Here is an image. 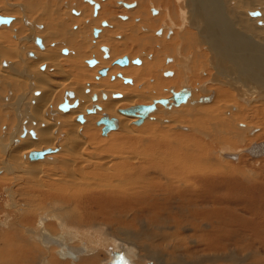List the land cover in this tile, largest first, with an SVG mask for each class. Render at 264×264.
<instances>
[{
    "label": "bare ground",
    "instance_id": "6f19581e",
    "mask_svg": "<svg viewBox=\"0 0 264 264\" xmlns=\"http://www.w3.org/2000/svg\"><path fill=\"white\" fill-rule=\"evenodd\" d=\"M18 1L0 0L2 17H13L0 23V188L8 210L0 221V264H112L115 255L98 249L97 236L140 253L127 264L231 263L234 252L208 255L215 233L224 232L230 218L241 220L231 207L240 199L215 193V186L228 187L215 180L236 173L213 164L197 137L210 133L222 161L252 156V145L264 141L251 137L264 126V0H138L133 10L119 5L132 1L115 0L119 8L102 4L97 18L93 6L81 8L85 0H61L59 11L55 0ZM120 8L128 19L114 15ZM130 41L145 53L159 46L163 62L142 50L120 59L118 49ZM103 47L110 50L105 54ZM206 65L212 82L199 76L191 83L188 74L197 77ZM183 87L190 95L179 105L156 103L143 117L124 112ZM209 103L214 106L206 108ZM174 115L188 125L176 129L189 135L175 139L172 129L138 137L141 125L170 129ZM89 195L100 196L103 205L80 213L78 201ZM211 219L220 223L217 231Z\"/></svg>",
    "mask_w": 264,
    "mask_h": 264
},
{
    "label": "rangeland",
    "instance_id": "374dc122",
    "mask_svg": "<svg viewBox=\"0 0 264 264\" xmlns=\"http://www.w3.org/2000/svg\"><path fill=\"white\" fill-rule=\"evenodd\" d=\"M60 1L61 0H57V2H56V0H55V4L56 5L52 4V5H54L53 7H55L56 11H59L60 9H62V5L63 4ZM66 1L68 3L70 2L69 0H66ZM72 1L73 2L70 3L72 5L73 4L75 5L77 3L80 4L79 2H76L75 0H72ZM128 1H132V2H137L138 3V0H128ZM109 2L113 3L115 5V7L119 8V5H117V3H115V0L114 1L113 0H105V1L100 0L99 1L100 10H101L102 4H103V6H107V4ZM16 3H21V0H19L18 2H15V4ZM45 3H47V1H45ZM89 3H92V2L89 0ZM89 3L84 2L82 5L80 4V6H81L82 9H85V4L90 5ZM58 4L60 5V7H59ZM57 6L59 7V9H58ZM104 8H107V7H104ZM121 8H123V7H121ZM121 8L116 10V12L114 13L115 16L120 15V14L121 15H125L126 12H124V10L121 9ZM63 10H62L61 13H63V12L64 13H66V12L68 13L70 11V9L68 7L63 9ZM66 10H68V11H66ZM85 12H86L87 16L90 15L89 10H85ZM252 12L256 13V11H252ZM0 16H3V15L0 14ZM5 17H9V18H11L13 20V17L10 16V15H6ZM119 21H122V20L119 19ZM104 22H106V21H104ZM118 39H121V37H118ZM105 44L106 43H103V44H100V45H105ZM110 47H112V46H110ZM38 48H39V46H38ZM150 48H152V47L150 46L149 49ZM153 48H155V49L154 50L150 49L151 51L148 50L150 53H145L146 52L145 50L139 49V47L137 46L136 43H133L132 41H130V43H128V45L126 47V50H123L125 48H119L118 49L119 51H121L119 53L120 54L122 53L121 57L120 56L119 57H120V59H122L124 57H128V56H126V54L127 55L137 54L138 50H142V54H144V57H145V54H153V53L156 52L157 54H159V57H161L160 58L161 62H163V58H164L163 56L164 55L162 54V52L159 53L160 50H161L159 48V46H157V45L155 46L154 45ZM122 50H123V52H122ZM190 53H193V51L190 52ZM89 54L90 53H87L86 55L88 56ZM123 55H125V56H123ZM203 59L206 60L205 58H203ZM135 60H140V59L135 58L134 61ZM169 64H171V63H169ZM207 67L208 66L206 65L205 67L201 68V74H200V71H198L199 74L197 75V77H193V75L188 74V76L191 78L190 79L191 83L192 82L195 83L194 80L195 81L199 80V76H200L201 82H210L211 83L212 80H213V75H212L213 72ZM173 69L178 71L180 68L178 67V65H174ZM118 78H119V76H118ZM193 85H196V84H193ZM208 88L213 89V88H215V85H213V84L209 85L208 84ZM84 94H85V92H84ZM163 94H165V92ZM215 101L218 102L217 99ZM210 104H212V103L205 104V105L207 106V105H210ZM212 106H214V105L207 106L206 108H210ZM120 115L123 116L124 114H120ZM169 117H171V118L175 117L174 120L171 119V123L172 124H170L171 125L170 129L169 128L165 129L164 127L158 126V127H156V128H158V130L156 128H155V130L152 128V131H151V128H147L148 126H146V128H145V127H143L144 125H141V127L138 126L140 129L138 127L136 128V130H138L137 131L138 137H140V138H146L147 137L148 139H150V137L153 136L152 134L155 135V133L158 136L159 135L162 136L161 135L162 133L164 135H166V134L168 135V134H173L174 133L173 137L175 139H176V137H177V139H180L181 135H183V137L186 136V135H189L187 133L182 132L179 129L178 130L176 129L177 126H179V125L188 126L186 121L184 119H182V117L176 116V115L169 116ZM180 118H181V120H180ZM183 118L187 119L186 117H183ZM177 120H178V122H177ZM150 121H148V122H150ZM148 122H147V124H148ZM159 130H161L162 132L161 131L159 132ZM148 131H149V133H148ZM172 131H173V133H172ZM188 133H190V132H188ZM146 134H148V135H146ZM255 134L256 133L251 135L252 140H255V142L258 141V140L259 141L264 140V126H263V129L256 135V137L253 138V136ZM208 135L210 136V133ZM100 136H101V139H102V138H107L108 135L107 136H103L102 133H101ZM111 136H115V135L112 134ZM208 137L207 138L206 137H197V140H198L199 143L203 144L204 148L205 147L208 148V149H206L207 155L209 154L208 156H210L212 158L214 157L212 159V163L215 164V165H218V164L220 165L221 164V166H224L227 169H230L231 172L236 173V174H232V175L230 174V176H228L226 179H222L221 178L219 180H215L216 182H223L222 180H226V182H228V187L224 186V187L220 188L218 186H215L216 189H217L215 191V193L217 195V198H219L221 195H223V196L229 197V198H233L234 196H237L240 199V202L237 201V203H235L233 201V204L231 205V207L235 211L238 210L237 212L234 211L233 216L234 217L238 216L237 218H240L241 220H238V219L233 220V218H230V219H232V221L230 220L228 222L229 226H227L226 228L225 227L221 228L224 232H216L215 233V237H214L215 238V240H214L215 251H212L214 255L213 254H209L208 252H207V255L209 254L208 256H216V258H219V257H225L229 253L231 254V253L234 252L233 253V257L231 258L233 263L232 262L231 263L230 262L226 263L224 261H218L219 262L218 264H238V263H241V264H264V156L256 157V158L253 157L252 158V156H250L248 153L247 154L244 153L243 155L240 156V158L238 160H232V159L228 160V159H225L224 157H222V159L224 161L223 162L222 160H219L220 154H219L218 151L221 149V148H219L220 146L219 145L217 146L216 144L214 145V143L212 142L210 137L209 138ZM109 139H110V137H109ZM119 142H122V141L119 140ZM254 143H250L248 148L251 146V144H254ZM245 146H246V144L244 145V147ZM216 149H217V151H216ZM206 151H205V153H206ZM212 154L214 156H212ZM215 157H216V159H215ZM217 160H219V161H217ZM238 172H239V174H238ZM0 183H1V181H0ZM215 184H218V183H215ZM233 185H235V186H233ZM230 187H231V190L235 191V193L237 195H235L234 193L233 194L229 193L228 188H230ZM200 188H201L200 191H203V189L205 187H200ZM77 194H80V193L77 192ZM88 197H90V198L88 199ZM88 197L85 196L83 198L82 202L78 201L79 205L75 209L78 210L80 213L82 212V209H88L89 210L88 212H90V211L91 212L92 211L96 212V211H98L97 207L103 205L102 204L103 200H101L102 198L100 196L92 195V198H91V196L89 195ZM97 197L100 200H98ZM94 199H96V200L94 201ZM239 199H236V200H239ZM17 201H19L21 203V200H20L19 197L17 198ZM93 201H94V203H93ZM97 201H98V204H97ZM5 202H7L6 201V197L4 196L3 189L1 187L0 188V221H2V222L5 219L3 211L8 212V210L6 208L7 204L5 205ZM87 203H88V205H87ZM92 203H93V206H91ZM218 203L225 204V207L227 208L228 202L218 201ZM95 204H97V206ZM240 205L242 207H244V209H242L243 211H241V208L240 209L238 208ZM134 207H135V209H134L135 211L139 210V208H138L139 205L134 204ZM99 212H100V210H99ZM235 213H237V214H235ZM142 217H143V220L146 219L145 215H142ZM206 219H208V218H206ZM211 220L214 223L213 230L217 231L218 225L220 223L218 221H216V220H213V219H211ZM233 221H235V222H233ZM101 222H103V221H101ZM110 222H112V221H110ZM135 223H133V224L125 223L124 225L125 226H128V225L130 226L131 225L128 228H132L131 231H135V230H138V228H139L137 224L135 225ZM232 223H233V226H232ZM135 226H137L136 229H135ZM3 228H4L3 226L0 227V248L3 247L2 244H3L4 240H3L2 237L5 236V234H3L4 233L3 231H5V230H3ZM5 229H6V227H5ZM1 230H3V231H1ZM234 233L238 234V235H234ZM96 239L100 240V244H98V249H100V250H102V251H104V252H106L108 254L115 255L114 256V261H113L114 263H115V261L117 262V260H118L117 264L118 263L119 264H127L128 263L127 261H130V259H137V258L141 259V257H139L140 253L137 254V252L134 251V249L132 247H130V246L124 245V246H121V249H117L114 245H112V242H110L108 239L104 240V238L102 236H97ZM207 239H203V241H206ZM222 239L224 240V243L222 242L223 241ZM74 242H75V243H73L74 246L78 247V245H79L78 241L75 240ZM227 242H230V243H227ZM225 244L228 246L227 250H225ZM90 245L93 247V245H96V244L90 243ZM242 248H243V252H238V249H242ZM105 249H108V250L105 251ZM201 249L199 248V250L197 252L198 254H196V256H199V253H200ZM131 253H135L136 257L135 258L131 257ZM144 254L146 255V253H144ZM146 256L148 257V255H146ZM149 260L145 259V261H147L146 263H148ZM71 262L72 261H70V259H67L63 263L64 264H70ZM193 263L194 264H202V263L197 262L196 259H195V262H193Z\"/></svg>",
    "mask_w": 264,
    "mask_h": 264
},
{
    "label": "water",
    "instance_id": "95a60500",
    "mask_svg": "<svg viewBox=\"0 0 264 264\" xmlns=\"http://www.w3.org/2000/svg\"><path fill=\"white\" fill-rule=\"evenodd\" d=\"M90 1L92 2V0H90ZM97 7H98V4L95 6V8H97ZM10 20H11V18H9V17L0 16V23L1 22H5V21H10ZM95 32L97 33L98 30H96ZM118 62H121V61L118 60ZM105 71L106 70H103L102 74H104ZM189 95H190V91L186 87H183L178 92L173 91L171 98H161L159 100H155L154 103L151 104V105H138L135 108L126 109L124 112L127 113V114L134 115L136 113V111H139L140 116L143 117V116H146L147 113L153 111L156 108V103H161V104H163L165 106H167V105H169V106H171V105H179V104L187 101ZM69 107H70V104H69L68 101H66L63 104V108L66 109V108H69ZM95 108L96 107H94V109ZM80 118L83 119L82 117H80ZM102 121H106V123H107V120H102ZM249 153H251L252 156H255V157L263 156L264 155V141L252 145V147L249 149ZM43 154H44V152L34 153L33 154V158L41 157Z\"/></svg>",
    "mask_w": 264,
    "mask_h": 264
},
{
    "label": "flooded vegetation",
    "instance_id": "af4514ba",
    "mask_svg": "<svg viewBox=\"0 0 264 264\" xmlns=\"http://www.w3.org/2000/svg\"><path fill=\"white\" fill-rule=\"evenodd\" d=\"M103 1H105V0H103ZM128 1V0H127ZM85 2L86 3H89V0H85ZM92 2L93 3H89L91 6H93L94 7V13H93V16L95 17V18H97L98 17V13H99V11H100V4L99 3H96V2H94V0H92ZM97 4H99L98 6H99V8L98 9H96L95 8V6L97 5ZM137 4V5H136ZM119 5H122L123 7H125V8H128L129 7V9L130 10H133V9H136L137 7H138V3H136V2H132V4H126V3H124V2H119ZM96 10V11H95ZM157 11H155V9L154 8H152V9H150V13H152L151 15L153 16L154 14L155 15H157L158 14V12L156 13ZM78 15L77 13H75V12H73V15ZM75 15V16H76ZM122 20L124 19H128L127 17H125L124 15H121V17H120ZM104 24H106L105 26H104ZM103 27H107L108 26V23L107 22H103ZM95 31L96 30H94V36H95ZM99 31V30H98ZM99 33H100V31L98 32V35H99ZM159 34H162L160 31L158 32ZM98 35L97 36H95V37H98ZM104 48H106V49H108L107 47H103L102 48V51H103V49ZM104 52V51H103ZM105 53V52H104ZM106 54V53H105ZM125 58V57H124ZM128 59H129V57H127ZM123 59V58H122ZM120 60V59H119ZM130 60V59H129ZM135 61H140V60H135ZM91 62H95L94 63V66L96 65V61H94V60H92ZM141 62V61H140ZM169 63V62H168ZM129 64H130V61H129ZM141 64H142V62H141ZM119 66V65H118ZM171 74H172V72H170ZM166 74H169V73H166ZM166 74H165V76H166ZM167 77V76H166Z\"/></svg>",
    "mask_w": 264,
    "mask_h": 264
},
{
    "label": "crops",
    "instance_id": "0c3cea01",
    "mask_svg": "<svg viewBox=\"0 0 264 264\" xmlns=\"http://www.w3.org/2000/svg\"><path fill=\"white\" fill-rule=\"evenodd\" d=\"M3 245H4V241H3ZM111 263H112V264H114V262H113V261H112Z\"/></svg>",
    "mask_w": 264,
    "mask_h": 264
},
{
    "label": "snow or ice",
    "instance_id": "6c2138e0",
    "mask_svg": "<svg viewBox=\"0 0 264 264\" xmlns=\"http://www.w3.org/2000/svg\"><path fill=\"white\" fill-rule=\"evenodd\" d=\"M5 22H7V21H5Z\"/></svg>",
    "mask_w": 264,
    "mask_h": 264
}]
</instances>
